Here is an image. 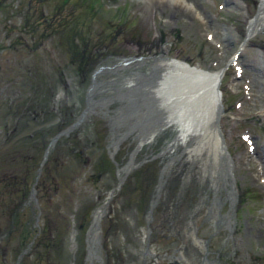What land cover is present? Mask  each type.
<instances>
[{
  "label": "rangeland",
  "instance_id": "rangeland-1",
  "mask_svg": "<svg viewBox=\"0 0 264 264\" xmlns=\"http://www.w3.org/2000/svg\"><path fill=\"white\" fill-rule=\"evenodd\" d=\"M34 1L36 12L41 10L49 15L59 0ZM82 1L68 0L61 18L67 20L69 8L74 5L75 11L83 8L86 2ZM89 1L100 4L96 6L98 16L92 21V29L84 32L79 46L85 49H78L75 56L58 43L57 33L49 34L39 43L21 33L23 42L9 44L19 34L23 21L17 8L25 7L26 0H5L0 5V103L3 101L0 117L9 113L6 121L0 120V193L17 196L20 192L16 187L21 183L23 171L41 158V152L36 154L39 148L31 145L33 138L21 139L16 144L7 141L10 146H6L5 141L12 137L11 127L19 120L15 107L24 105L27 96L37 93L52 94L55 101H61L65 92L73 99L79 97L82 90L73 78L76 80L79 66L90 61L89 56L110 50L123 55L160 51L162 55L186 59L208 69L217 70L225 65L220 83L224 111L219 124L233 158V173L241 195L234 215L233 238L222 249L227 253L224 262L264 264V28L241 42L246 21L255 16L260 1ZM58 20L56 16L53 24ZM33 102L30 99L29 115L36 117ZM243 133L249 134L251 143L242 137ZM72 140L65 145V140L59 138L49 155L50 161L42 167H47L50 178L41 180V172L34 194L41 210L39 223L48 226L41 230L38 241L50 243L58 260L63 241L64 254L60 255L65 264H82L84 238L92 213L110 184L108 174L101 180L94 179L97 162L106 157L103 147L94 148L93 137H72ZM86 143L91 147H84ZM12 175L17 177L11 180ZM115 205H120V200ZM110 214L100 217L103 251L108 256L106 264L139 263L143 237L140 219L136 223V218L121 214L119 208ZM202 226L209 228L208 223ZM58 260L49 259L48 264H62Z\"/></svg>",
  "mask_w": 264,
  "mask_h": 264
},
{
  "label": "flooded vegetation",
  "instance_id": "flooded-vegetation-1",
  "mask_svg": "<svg viewBox=\"0 0 264 264\" xmlns=\"http://www.w3.org/2000/svg\"><path fill=\"white\" fill-rule=\"evenodd\" d=\"M115 55L109 51L107 54L91 57L76 72V80L73 78L75 85L86 88L89 84H95L97 89L92 97L98 100L126 84L127 77L133 75L134 67L148 66L152 60V57H147L137 64L131 63L119 69L100 67V63H111ZM156 61L157 59L152 62ZM52 99L53 97L45 103L46 107H39L37 114L40 115V121H46L45 125L49 123L50 126L53 115H56L55 134L66 131L77 120L86 100L83 97L77 102L66 92L61 95V101ZM112 103L115 104L116 101ZM102 107L96 101L91 111L59 138L65 140L66 145L73 142L67 139L74 136L93 137L94 145L103 147L106 157L97 162L94 179L101 180L108 174L110 186L97 207L101 208V215L112 214L119 208L121 214L136 218V223L140 219L143 237L139 252L141 261L137 264H225L224 257L227 253L222 249L228 239L233 238L234 215L241 195L233 170L232 176L214 170L212 163L208 161L206 149L198 152L190 148L188 152L185 146L174 143L169 130L157 132L148 140L135 134L119 136L110 128L108 108ZM26 108L16 107L19 120L12 125V131L17 141L21 137V127L27 123V116L23 115ZM35 133L33 130L29 137L33 138L31 145L36 147L39 142ZM41 137L43 143L44 135ZM59 138L54 142L49 155H52ZM187 154L192 156L191 159ZM168 163H172L171 167ZM31 166L24 171L23 182L35 186L39 183L41 172V180L50 178L47 167L38 172L36 166ZM35 190L37 191V187H31L30 193L17 196L0 193V264H29L28 262L33 261L42 264V260L48 264L51 258L50 243L38 241L43 227L38 224L41 210H38L35 202ZM118 200L120 205L116 207ZM204 223H208L209 228H203ZM93 248L95 251L89 259L86 257L87 251H83L82 264H106L108 256L103 251V245L95 244Z\"/></svg>",
  "mask_w": 264,
  "mask_h": 264
},
{
  "label": "water",
  "instance_id": "water-1",
  "mask_svg": "<svg viewBox=\"0 0 264 264\" xmlns=\"http://www.w3.org/2000/svg\"><path fill=\"white\" fill-rule=\"evenodd\" d=\"M263 26L264 22L259 29ZM253 33V24L247 21L244 40ZM152 56L153 60L161 61L159 63L151 61L147 69L135 70L132 80L117 87L113 95H106L98 101L102 106H106L112 100L118 101L109 115L112 130L124 135L136 132L144 137L170 127L176 130V137L184 134L191 141L194 139L200 141L202 138L212 136L217 140V161L230 173V157L219 124L223 113L220 81L224 67L217 70L218 77L214 80L210 74L214 70L190 64L184 59L168 58L159 52ZM146 57L139 55L125 59L117 56L112 64L105 66L120 68L127 62H136ZM94 90L95 85L89 84L85 91L86 106L81 112L82 117L93 106L91 97ZM57 136L58 134L53 137L50 144ZM205 142L209 144L208 141ZM47 152L48 148L41 162L44 161ZM98 220V216L93 218L92 223L96 224V227ZM95 236L89 229L87 233L89 255L93 240H97Z\"/></svg>",
  "mask_w": 264,
  "mask_h": 264
},
{
  "label": "trees",
  "instance_id": "trees-1",
  "mask_svg": "<svg viewBox=\"0 0 264 264\" xmlns=\"http://www.w3.org/2000/svg\"><path fill=\"white\" fill-rule=\"evenodd\" d=\"M83 1L86 3L80 10L75 11V5L71 7V9L69 8L68 19L64 20L61 18V13L62 10L66 8L68 0L57 1L49 15H45L47 13L43 14L41 10L36 12L38 8L35 5V1L26 0L25 7L21 9V7L18 6L17 8L22 16L23 22L18 28L20 35L17 34L13 42H23L21 33H26L30 37L35 38V43L44 40L50 33H57L58 43L64 46L67 51H72L75 55L78 49L84 50V46L82 45V47H80V43L84 40V32L92 29V21H96V16H98L96 6L99 7L100 4L95 5L94 2L89 0ZM3 4L4 0H0V5ZM56 16L59 17L60 20H58V23L53 24ZM41 25L42 27H40ZM72 59L74 61L75 58L72 57ZM29 126L25 129L28 130ZM10 149H12V147H10ZM40 151L41 149L39 148L36 154L40 153Z\"/></svg>",
  "mask_w": 264,
  "mask_h": 264
},
{
  "label": "bare ground",
  "instance_id": "bare-ground-1",
  "mask_svg": "<svg viewBox=\"0 0 264 264\" xmlns=\"http://www.w3.org/2000/svg\"><path fill=\"white\" fill-rule=\"evenodd\" d=\"M176 1H178V0H176ZM248 21H250L252 24H253V27H258L259 25H261L263 22H264V0H260V2H259V5H258V11L256 12V14H255V16H253L252 18H249L248 19ZM257 33V32H256ZM161 61V59H157V61H156V63H159ZM210 72V71H209ZM210 74L214 77V80H216V78L218 77V71H211L210 72ZM150 136H153L152 134H150L149 136H146V139L148 140L149 139V137ZM209 136V135H208ZM138 137H139V135H138ZM210 138H211V140H210ZM206 137L205 138H202V139H200V141L198 140V139H194L193 141H192V143L190 144V146H188L186 143H187V139H186V136L184 135V134H181V135H179L178 137H176V138H173V141H174V143H179L181 146L182 145H186V148H187V151L188 150H193V151H202V149H206V151H208L210 154H208V156H209V160H211V162H212V167L214 168V170L216 169L217 171H219L218 170V164H217V159H218V155H217V151H218V149H217V140H216V138H214V137H212V136H209V138H207L206 140ZM208 141L209 142V144L208 143H206L205 141ZM174 146V145H173ZM181 146H180V148H181ZM204 146H205V148H204ZM191 148V149H190ZM175 149V148H174ZM170 150H172V149H170ZM179 151V150H178ZM177 151V152H178ZM186 151V152H187ZM192 151V152H193ZM189 152V151H188ZM187 152V153H188ZM164 153V152H163ZM175 153V152H174ZM173 153V154H174ZM181 153H182V151H181ZM180 153V154H181ZM194 153V152H193ZM197 153V152H196ZM202 153V152H201ZM184 154V153H183ZM198 154V153H197ZM175 155V154H174ZM188 155V154H187ZM188 156H190V155H188ZM171 157H173V156H171ZM170 157V158H171ZM191 157L192 156H190V159H191ZM203 157V156H202ZM205 157V156H204ZM175 158H176V156H175ZM178 158V157H177ZM179 158H181V157H179ZM194 158V157H193ZM192 158V159H193ZM201 158V157H200ZM186 159H188V158H186ZM169 160H171V159H169ZM173 160V159H172ZM177 160V159H176ZM198 160V159H197ZM191 161V160H190ZM195 161H196V159H195ZM194 161V162H195ZM165 162V161H164ZM167 162V161H166ZM196 162H198V161H196ZM206 162H207V160H206ZM170 163V162H169ZM169 163H168V165H169ZM174 163V162H173ZM172 164V163H171ZM170 164V165H171ZM192 164V163H191ZM203 164V163H202ZM205 164V163H204ZM210 164V163H209ZM167 165V166H168ZM169 165V166H170ZM194 165V164H193ZM211 165V164H210ZM168 166V167H169ZM191 166V165H190ZM198 166V165H197ZM201 167H202V165H200ZM207 166V165H206ZM171 167V166H170ZM192 167V166H191ZM199 167V166H198ZM201 167H199V168H201ZM205 168V167H204ZM208 168V167H207ZM224 168H226L225 166H224ZM224 168H222V170L224 169ZM210 169H212V168H210ZM213 170V171H214ZM202 171V170H201ZM205 172V171H204ZM208 172V171H207ZM165 173V172H164ZM163 173V174H164ZM203 173V172H202ZM217 173H219V172H217ZM220 174V173H219ZM225 174V173H224ZM203 176H204V174H203ZM214 176V175H213ZM223 176V175H222ZM226 177V176H225ZM216 178V177H215ZM223 179V178H222ZM214 180V179H213ZM216 180V179H215ZM212 184V183H211ZM214 184V183H213ZM212 188H214V187H212ZM217 188V187H216ZM225 188V187H224ZM229 188H230V186H229ZM219 194V193H218ZM221 194V193H220ZM220 196V195H219ZM223 201V200H222ZM214 201H212V203H213ZM216 202V201H215ZM219 203V202H218ZM204 205V204H203ZM211 208V207H210ZM208 211V210H207ZM214 211V210H213ZM215 212V211H214ZM222 212V211H221ZM95 213H97V212H95ZM215 214V213H214ZM103 215V214H102ZM212 215V214H211ZM216 215H218L217 213H216ZM226 215H228V214H226ZM101 217V216H100ZM218 218V217H217ZM101 219V218H100ZM221 219V218H220ZM219 219V220H220ZM228 219V218H227ZM229 220V219H228ZM231 221V220H230ZM215 222V221H214ZM226 222V221H225ZM232 222V221H231ZM229 223V222H228ZM226 224V223H225ZM220 225V224H219ZM197 234H195V236H196ZM198 238V237H197ZM199 239V238H198ZM195 240H197V239H195ZM197 242V241H196ZM200 242V241H199ZM101 243V242H100ZM98 248H99V246H98ZM100 249V248H99ZM94 251H95V249L93 248V244L91 245V250H90V252L91 253H94ZM100 254V253H99ZM101 256V255H100ZM89 259V258H88ZM94 259V258H93ZM96 259V258H95ZM103 260V259H102ZM89 261V260H88ZM92 262H94V261H92ZM206 262V261H205ZM208 263V262H207Z\"/></svg>",
  "mask_w": 264,
  "mask_h": 264
}]
</instances>
